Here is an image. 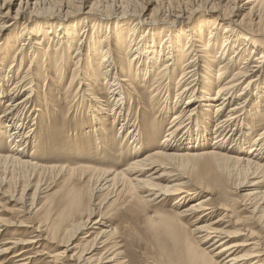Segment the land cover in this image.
Masks as SVG:
<instances>
[{
	"label": "bare ground",
	"instance_id": "obj_1",
	"mask_svg": "<svg viewBox=\"0 0 264 264\" xmlns=\"http://www.w3.org/2000/svg\"><path fill=\"white\" fill-rule=\"evenodd\" d=\"M53 3L0 0V169L54 172L65 183L59 216L70 222L61 228L47 221L45 228L0 216V264H129L133 246L148 248L149 264H264V128L258 133L264 125V0ZM56 67L60 74L52 76ZM55 100L66 103L65 113ZM137 104L140 115L131 118ZM56 112L60 126L50 120ZM172 112L159 140L162 118ZM71 116L82 124H65ZM87 120L91 128L78 136ZM55 133L68 136L75 154L101 159L115 150L127 163L122 169L38 165L40 149ZM6 182L0 177V196L20 200L25 211L31 206L27 188L8 195ZM104 192L107 198L97 202ZM111 194L120 199V221L152 206L172 209L156 220L136 218L140 237L129 234L123 244L113 226L118 220L106 210ZM222 201L234 209H224ZM250 220L262 235L243 224ZM24 227L37 234L1 239ZM240 236L245 239L232 242ZM86 238L88 245L79 246ZM42 240L54 253L34 249Z\"/></svg>",
	"mask_w": 264,
	"mask_h": 264
},
{
	"label": "rangeland",
	"instance_id": "obj_2",
	"mask_svg": "<svg viewBox=\"0 0 264 264\" xmlns=\"http://www.w3.org/2000/svg\"><path fill=\"white\" fill-rule=\"evenodd\" d=\"M48 1L51 2L52 4H54L53 3L54 0L53 1L52 0H48ZM178 2H180V1H178ZM202 2H204V1H202ZM151 8H152V6L147 11V14H149L152 11ZM85 10H87V8H85ZM147 16H150V15H147ZM77 18H80V16H77ZM71 52H73L72 49H71ZM137 63H138V61H137ZM7 65H10V63L8 62ZM72 66H73V64L69 66L70 69L67 70V73L65 72V77H64L65 80L60 83V86L62 88H67L69 83H70V78L72 76V70H71ZM7 68H8V66H7ZM57 73H59V72H58L57 67H56V72H53L52 76H53V74L55 75ZM13 81H16V80L14 79ZM48 83H49V85L51 83V88H52V80H49ZM102 83H104V81ZM142 84L143 83L140 82L138 85H142ZM43 88H44V84L41 83L40 86H39V90L38 91H42ZM141 90L144 93L149 91L148 88H146L145 86L141 87ZM55 91H56V89H55ZM23 95H25V94L22 93L21 95L17 96L15 98V100H18ZM66 100L68 102L70 101L68 98ZM4 104L5 103H3V105L0 106V115L2 114V111L5 108ZM53 104H54L56 109H58V107H56V105H59V107L61 106V111H60L61 113H65L66 112V107H65L66 103H64L62 100H55ZM68 105H69V107L71 106L73 108H74V106H76V104L75 103L73 104L72 101ZM104 105H105V107L107 106V104H104ZM127 107H128V104L125 107L126 108L125 112L128 111ZM136 108H139L138 104H137V106H135V109H134V105H133L131 107V109L129 110L130 111L129 114H131V118H133L135 115L139 117L140 114H139V112H138V110ZM47 110H48L47 112L53 111L50 106L47 107ZM86 111H88L87 108H86L85 111H82V112L79 113V115H80L79 119L81 121H83V120L86 121V118L84 117L86 115H83V113L86 112ZM174 112H176V111H174ZM174 112L170 113L167 117L162 118V120H164V122H163V127H162V133L159 136V140L164 139L165 131H166L167 127L170 125V122L172 120ZM56 113H57V116H55V117H51L50 116V118H51L50 120H53V123H56L57 126H58L59 124H61L60 122H62V121L58 119L60 117L58 112H56ZM154 113H155V110H154ZM147 114L149 116L153 115L150 112H148ZM89 118H91V116H89ZM44 119H47V118H44ZM69 119H70V121L66 122L65 124L68 123V125L70 124V126H77L78 123L82 124L77 117L75 118V117L71 116V117H69ZM134 119H133V121H134ZM87 121L89 122V125L84 124L85 126L84 125H80L79 127H82L84 130L86 129V127L88 128V126H89V128H91V126H90L91 125V121H89V120H87ZM257 121H259V120H257ZM104 122H105L106 126H108V125L111 126L112 121H104ZM214 126H215V122L213 121L212 125H210V128L212 129V128H214ZM262 128H264V125H263V127L258 129V133L260 132V130ZM88 129H86L82 133H78V136L85 135L87 133ZM110 133H111V135L113 137H115V135H117V137L120 138V135L118 134V130L113 129V132H110ZM121 135H122V133H121ZM253 135L254 136L257 135V132L255 134H253ZM58 136H60L59 133L53 134L49 138V141L47 142L48 144L44 148L40 149L39 156L35 159V161L38 163V165L47 166V167L48 166H54V165H58V166H60V165L61 166H77V165H91V166H93L94 165V166H97L98 168L105 167V166L106 167L110 166V167H113L114 169H122V167H124V164L127 163L126 161H120V158L117 156L115 150H110L109 151V149H108L106 151V153H104L102 155L101 159L95 158V157H98V156H94L93 154H91V155H89V154H75V153L70 151V148H71L70 145H66L67 141H65V137H68V136H65V137H62V138L61 137L59 138ZM91 140H93V139H91ZM4 142L6 143L7 140H4ZM86 142L87 141H85L84 143H86ZM88 143L91 144V145L95 144L93 142H88ZM8 144L11 145V143H8ZM85 153H87V152H85ZM84 156H87V157L89 156V158L84 157ZM98 158H100V157H98ZM27 170H30V168L27 169ZM27 170H25V169L24 170L23 169L20 170L18 168H13V167H9V166L8 167H3V168L0 169V177L1 178L4 177L5 179H7V182L5 183V187L4 188L11 192V193H8V195H12V194H18L19 195L23 191L24 188H27V194H29V196L31 195V200L29 202H31V206L33 205L34 208H33V206L31 207L29 205L30 203H28L26 205L28 207L25 208V211H22L20 209V206H21L20 200L18 202H14V201H9V200L3 198L2 196H0V203H1L0 205L2 206V208L6 209V210L8 209V211H10V212L4 211L3 213L1 212L0 216H2L4 218H7V219H9L10 221H13V222H15V221L21 222L22 221V222H24L26 224H31V225L33 224V226L35 225V227H37L40 224L44 225L45 228L48 225H50V224H52L53 226H55L57 224H60L59 225L60 227L61 226L62 227L67 226L68 223L70 222V220L61 222V219H60V216H59V213L63 209L62 206H63L64 198L62 197V193H63V190H64L63 186H64L65 183H63L56 176H54L55 174L52 171H49V170L41 171V170H38V169L34 170L33 168H31L30 171H27ZM14 173H15V175H14ZM28 183H30V185ZM76 183L77 184H83L85 182L79 181V182H76ZM36 188H37V190H36ZM16 192H18V193H16ZM112 196H113V194H111L109 197H112ZM232 196H234V197L238 196L237 192H234L232 194ZM106 198H107L106 193L105 192L101 193L99 198H98V200H97V202L102 203ZM21 200H22V198H21ZM222 203L224 204V209H229V210L234 209V206L232 205L231 201H227V202L226 201L225 202L222 201ZM120 204H121V202H120L119 198L112 197L109 200V202L106 203L105 205H106V210L109 211L110 213H112V218H114L115 220H118V221H115L113 223V226L117 228L119 234L121 235V237L119 239L123 241V244L125 243V239L130 238V236L131 237H136V238L140 237V234H139L138 231H139V229H140V227L142 225V221L141 220L137 221L136 218H143L144 219L145 216H151L153 219L156 220L159 216H161L160 213L162 211L170 212L168 210L172 209L171 208L172 206L169 205V204L167 206H165L163 208V210H161L160 207H158V206H152V207L149 208L147 213H136V214L128 213L129 215L128 216H122L123 221H120V218H118L120 216L119 212H118V210L121 209V207L119 208ZM91 207L94 210V208L96 206L91 205L90 208ZM95 209L97 210V208H95ZM123 209H122V211H123ZM27 210H28V212H27ZM26 213H28V214H26ZM220 213H222V210L219 211L217 213V215H220ZM47 221H49L50 224ZM243 224L253 228L254 230H258L256 232L259 233L260 235H262V231L261 230H259L258 228L255 229V226L251 225L252 224V220L244 222ZM132 227H133V229H132ZM33 228L32 227H30V228L29 227H24V228H19V229L16 228L17 230H14L13 228H11L12 230H9L6 233H4L2 235V237H1V239L3 241H5V240H10V239H15V238H23V239L30 238L31 236H34V235L37 234V232L32 231ZM134 229H136V230H134ZM237 229L238 228H235V227L232 226L230 228V231H236ZM46 233H49L48 229H47ZM129 234H130V236H129ZM89 238L91 239L92 237H89ZM89 238H86L84 240L78 241L79 246L86 247L88 245V241H90ZM244 239H245V236H240L239 238L235 237V238L232 239V242H234L236 240L243 241ZM49 244L50 243L47 240H42L41 243L35 244L36 248H34V249H36V250H46V251H48V252H50L52 254V253H54L53 248H55V247L51 246V244L50 245ZM246 248L247 247H244L243 249H241V251L242 252H246L247 251ZM130 249L133 251V255H128L130 257V261H131L129 264H149L150 258H149V256H147L148 254H146L148 248L142 247V246H139V247L138 246H133V247H130ZM131 257H133V258H131Z\"/></svg>",
	"mask_w": 264,
	"mask_h": 264
}]
</instances>
